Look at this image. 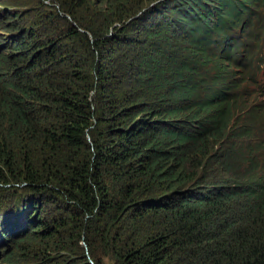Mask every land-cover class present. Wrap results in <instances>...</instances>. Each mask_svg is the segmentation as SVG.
<instances>
[{"label":"trees","instance_id":"obj_1","mask_svg":"<svg viewBox=\"0 0 264 264\" xmlns=\"http://www.w3.org/2000/svg\"><path fill=\"white\" fill-rule=\"evenodd\" d=\"M263 30L264 0H0L1 261L264 264Z\"/></svg>","mask_w":264,"mask_h":264},{"label":"rangeland","instance_id":"obj_2","mask_svg":"<svg viewBox=\"0 0 264 264\" xmlns=\"http://www.w3.org/2000/svg\"><path fill=\"white\" fill-rule=\"evenodd\" d=\"M145 5V4H144ZM154 6V3L153 4H147L146 5V7L147 8H145L144 10H146V9H149V8H151V7H153ZM258 33H260V31H258L257 32V34ZM264 36V30L263 31H261V38ZM255 101L257 102V103H261V104H264V97H263V95L262 94H260V95H257V97H256V99H255ZM0 196H3V192H1L0 191ZM2 240L0 239V264H4V262H2L1 261V256L3 255V253H4V251L7 249V245L6 244H4V245H2Z\"/></svg>","mask_w":264,"mask_h":264}]
</instances>
